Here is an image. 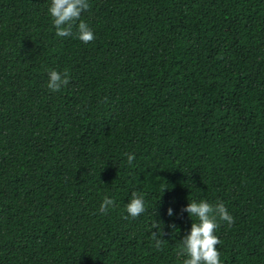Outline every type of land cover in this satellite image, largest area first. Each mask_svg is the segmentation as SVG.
Listing matches in <instances>:
<instances>
[{"label": "trees", "instance_id": "obj_1", "mask_svg": "<svg viewBox=\"0 0 264 264\" xmlns=\"http://www.w3.org/2000/svg\"><path fill=\"white\" fill-rule=\"evenodd\" d=\"M48 2L0 0V264H181L165 209L200 198L221 264H264V0H88L89 42Z\"/></svg>", "mask_w": 264, "mask_h": 264}, {"label": "clouds", "instance_id": "obj_2", "mask_svg": "<svg viewBox=\"0 0 264 264\" xmlns=\"http://www.w3.org/2000/svg\"><path fill=\"white\" fill-rule=\"evenodd\" d=\"M88 6V0H49L47 13L55 35L57 37L69 36L75 25L77 39L81 42L93 40L92 28L87 22L79 19ZM47 75V88L53 91L67 84L69 80L66 70L57 71L52 68L48 70ZM133 159V153H126L127 163L131 164ZM145 205V194L139 190H132L123 204V218H136L145 211ZM113 206V199L104 195L99 202L98 212L104 214ZM180 212L186 213L191 221L186 233L177 241V254L182 257L181 264H221L218 248L215 247L219 243L218 236L215 234L218 227L217 221L219 219L228 224L233 221V216L228 212L224 203L218 201L213 205L204 198L187 199V203L180 210L174 211L171 205L165 209V214L169 217L179 215ZM169 227L175 230L174 223H170ZM162 229V222H153L150 226L149 238L156 247H159L163 241Z\"/></svg>", "mask_w": 264, "mask_h": 264}]
</instances>
